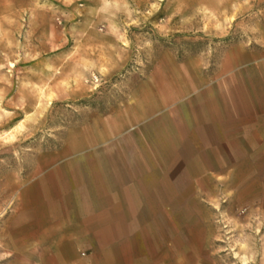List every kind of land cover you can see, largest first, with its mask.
Masks as SVG:
<instances>
[{"label":"rangeland","instance_id":"obj_1","mask_svg":"<svg viewBox=\"0 0 264 264\" xmlns=\"http://www.w3.org/2000/svg\"><path fill=\"white\" fill-rule=\"evenodd\" d=\"M124 181L83 264H264V0H0V264Z\"/></svg>","mask_w":264,"mask_h":264},{"label":"crops","instance_id":"obj_2","mask_svg":"<svg viewBox=\"0 0 264 264\" xmlns=\"http://www.w3.org/2000/svg\"><path fill=\"white\" fill-rule=\"evenodd\" d=\"M107 186L99 188L98 192H91L89 198L81 197V200L87 198L90 203L81 204L79 208H75L68 215L65 232L52 238L54 241L66 243L64 255L58 251L55 253L58 258H66V264H83L78 259L77 253L83 242L107 243L114 241L116 227L127 226L126 216L132 215L134 208L140 207L138 200L141 191L134 185V182L124 181V187L111 188ZM142 206L145 207V205ZM53 232L54 229L51 233L53 234ZM100 251L101 256L109 254V251L99 246L94 249L95 253L91 252L92 257L100 256L98 255Z\"/></svg>","mask_w":264,"mask_h":264}]
</instances>
